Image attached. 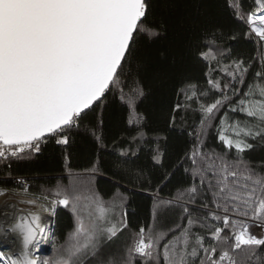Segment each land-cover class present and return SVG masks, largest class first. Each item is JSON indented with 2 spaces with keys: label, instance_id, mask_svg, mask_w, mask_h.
<instances>
[{
  "label": "snow or ice",
  "instance_id": "obj_1",
  "mask_svg": "<svg viewBox=\"0 0 264 264\" xmlns=\"http://www.w3.org/2000/svg\"><path fill=\"white\" fill-rule=\"evenodd\" d=\"M253 3L247 14L232 7L249 26L247 34L264 49V0ZM147 9L146 0H0V161L10 167V160L39 153L48 140L70 146L74 130L97 112L120 82L141 35H158L145 26ZM210 35L197 52L209 62L205 85L188 82L181 89L202 114L198 143L178 162V167L191 162L185 169L191 174L190 187L161 201L177 212L180 222L167 231L155 223L140 226L124 256L106 257L110 242L129 228L127 212L121 208L117 216L115 206L105 207L98 194L83 197L76 186H57L19 201L36 210L23 214L17 209L21 214L16 222L7 231L0 227L5 242L0 245V264H137L136 257L139 264H161V258L164 264H238L233 251L247 247L254 253L264 247V236L251 231L264 228V172L243 155L253 148L249 139L264 142V55L245 87L251 62L225 56L216 44L224 37ZM217 71L219 79L212 75ZM142 95L138 89L129 97L130 107ZM129 123L138 126L131 141L139 145L146 138L139 127L143 117ZM209 129H214L222 151L205 144ZM92 135L103 143L96 131ZM130 152L135 155L132 144L121 155ZM162 156L157 148L151 159L159 164ZM18 183L19 191L27 194V181ZM10 191L0 188V196ZM82 200L87 201L83 206ZM57 206L71 209L75 230L54 258H41V243L55 238L53 222L42 223V214L54 216ZM16 233L22 249L7 255L15 243L9 236ZM206 236L211 237L208 243Z\"/></svg>",
  "mask_w": 264,
  "mask_h": 264
},
{
  "label": "trees",
  "instance_id": "obj_2",
  "mask_svg": "<svg viewBox=\"0 0 264 264\" xmlns=\"http://www.w3.org/2000/svg\"><path fill=\"white\" fill-rule=\"evenodd\" d=\"M147 4L145 26L158 35H141L120 82L107 94L97 112L74 130L70 146L48 140L39 153L10 160V167L0 161L1 188H14L16 179H26L31 191L37 194L50 193L57 186H76L83 197L96 193L104 200L105 207L115 206L117 216L121 208L127 212L129 228L105 249L106 257L111 255L116 259L125 255L132 233L140 226L150 228L155 223L157 229L167 231L180 222L177 212L168 210L161 201L170 200L178 190L190 187L191 174L185 169L191 162L183 167H178V162L185 160V154L198 143L196 133L201 129L202 114L198 103L186 100L181 89L188 82L198 86L206 83L209 62L198 57V49L209 42L212 33L224 37L217 39L216 44L225 56L252 64L245 87L254 71L259 70L264 55L261 44L247 34L249 26L237 18L232 7L236 5L247 14L254 9L253 0H147ZM230 36L235 38L227 39ZM213 50L217 51L215 46ZM212 75L221 77L218 71ZM138 89L143 90V95L135 100L134 108L130 107L128 99ZM177 104L181 107L177 108ZM187 104L191 107H186ZM137 116L143 117L139 127L146 133L139 145L131 141L138 126L129 123ZM93 131L103 143L96 140ZM248 142L253 148L243 154L245 159L264 172V142L251 139ZM129 144L133 145L135 155L130 152L122 156ZM205 144L222 151L214 129L208 130ZM157 148L163 154L159 164L151 159ZM85 203L82 200L81 206ZM74 230L73 212L59 207L52 255L62 251L61 246L66 245ZM210 241L211 237L206 236V243ZM232 254L238 264H264V247L254 253L242 247ZM136 261L139 264V257Z\"/></svg>",
  "mask_w": 264,
  "mask_h": 264
},
{
  "label": "built area",
  "instance_id": "obj_3",
  "mask_svg": "<svg viewBox=\"0 0 264 264\" xmlns=\"http://www.w3.org/2000/svg\"><path fill=\"white\" fill-rule=\"evenodd\" d=\"M41 147H42V145H41ZM33 154H36V153H33ZM19 180L27 181L26 179H16V180H14L15 187L14 188H6V189H10L12 191H10L5 196H0V227L5 228V231H7L8 226H11V225H13L15 223L14 222V214L18 213L17 209L22 210L23 214H27L28 211H35L36 210L31 205H28L25 208H22V206L19 205V203L17 202V198L18 197L30 198L31 196L40 195V194H37V193H33L31 191L30 184H29L28 181H27V187H28V190H29L28 193L25 194V193L20 192L19 190L21 188V185L18 183ZM12 206H14V207H12ZM58 209H59V206H57L54 216H52L49 213H45V214L50 215L53 218L52 220H53V224H54V228H53L54 237H55V230H56V226H57ZM12 238H13V236H12V234H10L9 239H12ZM4 243H5L4 242V238H3L2 235H0V245H3ZM53 245H54V239L52 238V245H51L52 249H53ZM11 248H12V251L6 253L7 255H14L17 252L16 241H15L14 244L11 245ZM43 255H41V258H43Z\"/></svg>",
  "mask_w": 264,
  "mask_h": 264
},
{
  "label": "bare ground",
  "instance_id": "obj_4",
  "mask_svg": "<svg viewBox=\"0 0 264 264\" xmlns=\"http://www.w3.org/2000/svg\"><path fill=\"white\" fill-rule=\"evenodd\" d=\"M20 214L21 213H15L14 214V222H16L17 216L20 215ZM52 219L53 218L50 215L45 214V213L42 214V223H47L49 220H51L53 222ZM261 229L262 228H259L257 230H260V231H262L264 233V229H262V230ZM51 245H52V237L50 236L48 243H43V242L41 243L39 249L37 250V254H39L41 256V255H43L46 252H50L51 249H52Z\"/></svg>",
  "mask_w": 264,
  "mask_h": 264
},
{
  "label": "rangeland",
  "instance_id": "obj_5",
  "mask_svg": "<svg viewBox=\"0 0 264 264\" xmlns=\"http://www.w3.org/2000/svg\"><path fill=\"white\" fill-rule=\"evenodd\" d=\"M21 199H26V198L25 197H18L17 198V202L19 203V205H21L22 208H25L26 206H28V204L20 203L19 201ZM59 207H62V206H59ZM257 229H259V227H253L251 229V231L254 232L258 236V238H261L262 236H264V233L262 231H260V230H257ZM262 229H264V228H262ZM51 253H52V250L50 251V253L44 254L43 258H54L58 254V253H55V254L52 255Z\"/></svg>",
  "mask_w": 264,
  "mask_h": 264
},
{
  "label": "water",
  "instance_id": "obj_6",
  "mask_svg": "<svg viewBox=\"0 0 264 264\" xmlns=\"http://www.w3.org/2000/svg\"><path fill=\"white\" fill-rule=\"evenodd\" d=\"M146 2H147V0H146ZM12 236L15 238V241H16V244H17V252H18L20 249H22L21 237L19 236L18 233L12 234ZM48 253H50V252H46L44 254H48Z\"/></svg>",
  "mask_w": 264,
  "mask_h": 264
}]
</instances>
